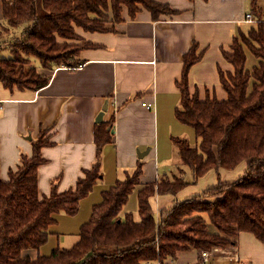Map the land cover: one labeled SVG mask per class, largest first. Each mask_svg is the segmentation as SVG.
<instances>
[{
  "label": "trees",
  "instance_id": "16d2710c",
  "mask_svg": "<svg viewBox=\"0 0 264 264\" xmlns=\"http://www.w3.org/2000/svg\"><path fill=\"white\" fill-rule=\"evenodd\" d=\"M138 5L149 10L155 20L175 13L156 0H4L0 83L32 91L48 86L50 76L38 72L39 68L81 64L77 58L85 44L77 42L81 40L77 28L105 31L108 20L121 21L125 7L135 16L141 8ZM110 10L112 19L106 16ZM248 52L258 60L252 69L247 66ZM224 56L235 70H220L228 93L226 101L191 95L188 74L200 56L186 57L177 117L201 140L193 145L176 139L175 144L195 182L211 170H233L248 162L243 178L176 202L158 222L151 199L157 194H177L188 185L166 178L139 192L140 220L133 213L124 219L123 208L140 182L142 170L138 167L103 192L102 202L93 207L73 247H57L49 256L33 259L30 251L49 242L56 215H76L81 201L94 190L102 174L101 148L113 138L110 123L98 124V158L92 169L85 171L74 188L60 192L54 185L51 194L41 198L38 170L45 163L41 150L48 144L42 135L34 142L32 157L24 156L8 181L0 178V264H156L174 260L179 251L190 247L209 251L230 246L232 241L223 235L250 232L264 242V21L259 20L248 34L237 38L232 51ZM208 222L218 234L209 232Z\"/></svg>",
  "mask_w": 264,
  "mask_h": 264
},
{
  "label": "crops",
  "instance_id": "0c3cea01",
  "mask_svg": "<svg viewBox=\"0 0 264 264\" xmlns=\"http://www.w3.org/2000/svg\"><path fill=\"white\" fill-rule=\"evenodd\" d=\"M156 1L168 4L175 13L155 20L143 7L135 16L125 7L121 21H107L105 31L77 28L81 38L77 42L85 44L77 58L81 64L39 68L41 74L50 76L48 86L32 91L0 83V178L8 181L23 157H32L34 142L43 135L48 144L41 150L45 163L38 170L41 198L49 196L54 185L60 192L74 188L85 171L92 169L98 158L97 118L107 108L102 123H110L113 138L100 151L101 178L81 201L75 217L62 212L69 221L77 222L80 216L90 220L103 192L138 167L142 170L140 182L123 208L124 219L133 213L140 220L138 195L149 184L166 178L188 183L177 194H157L151 199L158 222L176 202L201 195L219 183L237 181L247 171L248 162H243L233 170H211L195 182L192 171L181 161L175 140L192 144L197 136L178 119L177 110L182 105L181 83L188 54L200 56L188 74L191 95L202 100L228 99L220 72L235 70L224 53L231 52L234 41L248 34L259 20L264 21V0ZM248 14L252 21L247 20ZM247 62L249 69L258 64L250 52ZM55 225L64 226L58 220ZM208 230L219 233L209 223ZM223 237L232 244L206 251L210 254L207 262L204 251L190 247L161 264H264V242L255 234ZM39 251H30L31 257L36 259Z\"/></svg>",
  "mask_w": 264,
  "mask_h": 264
},
{
  "label": "rangeland",
  "instance_id": "374dc122",
  "mask_svg": "<svg viewBox=\"0 0 264 264\" xmlns=\"http://www.w3.org/2000/svg\"><path fill=\"white\" fill-rule=\"evenodd\" d=\"M3 1L4 0H0V20H2L3 18ZM139 7H142L141 5H138ZM108 19H112L113 18V14H112V10L109 11V14L106 15ZM110 21V20H108ZM64 42L63 40H60V43ZM75 41L70 40L69 43H74ZM252 59V57H251ZM249 61L248 66L250 67L252 64V61ZM42 69V68H41ZM39 72V71H38ZM191 131L192 128H191ZM193 133V132H192ZM195 140H197L198 142H200V138L197 139L195 136L192 139V144H196ZM219 170V169H216ZM44 197V196H43ZM83 215V214H82ZM57 220L60 222L61 225H64L63 228L58 226V225H54L53 227L50 228L51 232H55V234H52L50 237V240L47 244H45L44 246H42L40 248V254L41 255H49L51 254L52 250H54L57 247H61V248H71L74 244H76V242L79 240V230L78 229V225L81 226L83 225L85 222H87L89 220V218L84 217V216H80L77 220V222H73V221H69L67 220L68 217L67 215H65L64 213H59L56 215ZM75 217V216H74ZM78 223V225H77ZM210 225L211 223L208 222ZM68 226V228L65 227ZM213 226V225H212ZM60 232V234H56ZM64 234V235H63ZM60 237V243L58 241V237Z\"/></svg>",
  "mask_w": 264,
  "mask_h": 264
},
{
  "label": "built area",
  "instance_id": "2783aa9c",
  "mask_svg": "<svg viewBox=\"0 0 264 264\" xmlns=\"http://www.w3.org/2000/svg\"><path fill=\"white\" fill-rule=\"evenodd\" d=\"M252 18H253L252 14H248L247 15V20L248 21H252ZM209 255L210 254L208 252H206V251L202 252V256L204 257L205 262H207V258H209ZM159 264H161V263H159Z\"/></svg>",
  "mask_w": 264,
  "mask_h": 264
},
{
  "label": "water",
  "instance_id": "95a60500",
  "mask_svg": "<svg viewBox=\"0 0 264 264\" xmlns=\"http://www.w3.org/2000/svg\"><path fill=\"white\" fill-rule=\"evenodd\" d=\"M107 111V108L104 107V109L102 110V112L99 114L98 118H97V122L98 123H102L104 121V115Z\"/></svg>",
  "mask_w": 264,
  "mask_h": 264
}]
</instances>
